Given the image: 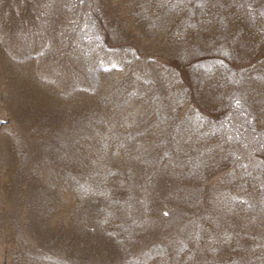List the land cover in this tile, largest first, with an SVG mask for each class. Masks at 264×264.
Listing matches in <instances>:
<instances>
[{
  "label": "rangeland",
  "instance_id": "1",
  "mask_svg": "<svg viewBox=\"0 0 264 264\" xmlns=\"http://www.w3.org/2000/svg\"><path fill=\"white\" fill-rule=\"evenodd\" d=\"M0 264H264V0H0Z\"/></svg>",
  "mask_w": 264,
  "mask_h": 264
}]
</instances>
